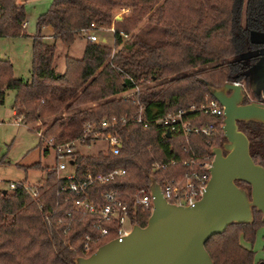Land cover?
Instances as JSON below:
<instances>
[{"label":"trees","instance_id":"trees-1","mask_svg":"<svg viewBox=\"0 0 264 264\" xmlns=\"http://www.w3.org/2000/svg\"><path fill=\"white\" fill-rule=\"evenodd\" d=\"M24 21L21 3L0 0V37L26 35ZM43 26L51 28L48 39L40 33ZM34 27L27 80L15 78L9 60L0 59V103L6 90L14 91V118L40 133V148L49 138L54 145L80 138L85 124L98 130L99 120H114L102 131L117 135L115 154L105 147L89 153L78 145L68 160L75 180L86 172L114 168L123 174L93 182L76 196L62 190L66 181L57 175L56 156L50 166L39 162L24 166L41 170L43 176L33 184L34 199L20 185L0 190V264H74L75 257H86L111 239L117 225L115 220L103 222L107 232L99 234L93 226L97 214L75 209V198L102 205L101 192L112 189L127 204V222L143 225L151 206L134 204L135 192L148 190L151 182L162 186L194 172L208 174L210 150L225 140L222 116L196 109L214 99L212 90L223 83L246 84L249 70L263 59L264 0H50ZM109 27L112 45L84 37L91 28ZM252 33L262 38L252 39ZM77 38L84 40L80 57L64 55L63 68L57 71V44L68 48ZM247 102L245 95L242 103ZM190 105L195 110L188 112ZM178 110L186 111L183 119L190 125L213 123V133L184 135L129 120L137 114L156 119ZM120 117L125 118L123 123ZM236 124L248 140L252 161L264 169L263 124L251 120ZM86 142L98 140L88 135ZM235 183L248 188L244 182ZM251 214L250 222L229 223L204 241L212 264H254L253 251L241 240L251 243L264 222L254 207Z\"/></svg>","mask_w":264,"mask_h":264},{"label":"water","instance_id":"water-1","mask_svg":"<svg viewBox=\"0 0 264 264\" xmlns=\"http://www.w3.org/2000/svg\"><path fill=\"white\" fill-rule=\"evenodd\" d=\"M120 17L115 16L118 20ZM253 69L260 77L264 70ZM222 107L220 130L224 142L212 147L208 179L192 205L167 203L157 184L151 182V209L143 225L132 223L121 239L111 238L74 264H212L204 241L232 222H250L251 209L264 222V169L248 153V140L237 121H256L264 126V105L249 101L242 85L225 82L212 90ZM244 182L248 188L237 185Z\"/></svg>","mask_w":264,"mask_h":264},{"label":"built area","instance_id":"built-area-1","mask_svg":"<svg viewBox=\"0 0 264 264\" xmlns=\"http://www.w3.org/2000/svg\"><path fill=\"white\" fill-rule=\"evenodd\" d=\"M91 27H93L92 24ZM107 29L108 31L112 32V27H109ZM94 31L95 29L93 28L87 31L84 35L85 39L91 42H97V36L95 35ZM194 110L195 108L192 105H190L187 109L188 112ZM196 110L213 116H222V107L215 99L206 100L203 104L199 105ZM185 113L186 111L178 110L174 113H168L156 119H143L140 114H137L130 117L129 120L140 124L142 127L153 125L155 128L163 129L166 132H174L180 130L184 135L198 134L209 136L213 133V123H208L200 126L190 125L188 121H184L183 119V115H185ZM14 119L19 121L18 117ZM119 121L123 123L125 121V118L120 117ZM114 123V120L110 121L107 118H103L97 123L98 130H93L92 125L85 124L83 127V133L80 138L74 139L64 144L54 145L50 138L43 141L42 147L51 146L56 153L57 175L58 177L63 178L66 181L65 187L62 188L63 191L72 192L74 195L79 196V194L83 193L86 187H88L91 183L108 182L113 179L114 176L123 174L122 169L114 168L105 173L91 174L89 172H86L84 178L75 180L72 164L71 171L65 173L64 175L59 174V171L65 170L66 167L62 161H58V158L61 156L68 157V154L71 153L78 145L89 146L91 143L86 142V138L88 137V135H91L93 139H96L98 141H104L106 143L105 148L108 149L111 153L115 154L118 151L119 146V139L117 135L114 131H102V129L104 128L112 127ZM39 135L40 133L36 132V136ZM169 163L172 164L173 161H170ZM182 164L185 165L186 161H183ZM153 166L162 167L163 164L154 163ZM198 166H203V163H199ZM208 166H206V171ZM207 179L208 174L202 175L194 172L189 175L183 176L172 184L164 183L162 186H159V188L162 197L167 203L173 205H192L200 197L201 191L205 186ZM16 185H20L31 198L34 199L37 197V191L33 187V185L21 183L19 181H11L7 184L8 189H12ZM67 197L68 195H66V198ZM101 197L105 201L102 205H95L87 197H77L72 202L73 207L82 212H95L97 214V219L93 223V226L98 230L99 234H104L107 232V227L102 224L103 222H110L112 220H115L117 225L115 227V235L112 238L121 239V237L129 231V228L132 224L127 222V204L123 200L119 199L117 193L112 189L102 191ZM133 203L143 206H151L152 202L149 189L146 191L140 190L135 192L133 195Z\"/></svg>","mask_w":264,"mask_h":264},{"label":"rangeland","instance_id":"rangeland-1","mask_svg":"<svg viewBox=\"0 0 264 264\" xmlns=\"http://www.w3.org/2000/svg\"><path fill=\"white\" fill-rule=\"evenodd\" d=\"M43 1V0H42ZM42 1H25L24 11L26 13V22L24 25V36L0 37V59H9L11 62L12 74L15 78L24 80L29 77V68L31 60L30 38L34 30L35 18L34 7L41 5ZM45 1V0H44ZM45 4V3H44ZM46 7L49 2L46 1ZM43 6V2H42ZM36 9V8H35ZM43 9V11L45 10ZM120 9L115 16L120 17ZM97 36V42L106 45H112V34L107 28H100L94 31ZM251 38L260 40L258 36ZM83 39L77 38L68 47H62L57 44L56 70L61 71L64 55L80 57L82 53ZM264 62V57L259 64ZM242 88L248 101H254L251 92L257 93L260 100H264V76L260 77L254 69H250L247 75L246 84ZM14 98L13 90L4 92L3 101L0 103V190H8V182L24 181L26 184H35L42 176L43 172L38 169L27 168L32 163L39 162L40 166H50L55 163L56 153L51 146H47V152L44 153V147L40 148L36 133L29 130L28 126L15 120L12 115V104ZM106 143L98 141L89 146H82L85 152H94L97 149L104 148ZM58 161L65 164V170L59 171L60 175L72 170L67 156H61ZM245 187V186H244ZM247 188V187H245ZM264 226H259L255 230L254 238L251 243L241 240L253 251V263L264 264V250L262 249Z\"/></svg>","mask_w":264,"mask_h":264},{"label":"crops","instance_id":"crops-1","mask_svg":"<svg viewBox=\"0 0 264 264\" xmlns=\"http://www.w3.org/2000/svg\"><path fill=\"white\" fill-rule=\"evenodd\" d=\"M25 1H42V0H17V2H19V3H21L23 6H24V3H25ZM46 1H48V2H50V0H43L42 2H43V6H42V2H41V5H39V6H37L36 5V7H34V13H33V15H34V17H36L38 14H40L41 12H43V9H45V7L47 6L46 5ZM45 3V4H44ZM36 8V9H35ZM25 18H26V13H25ZM25 22H26V20L24 21V24H23V29H24V25H25ZM40 33H41V35L45 38V39H48L49 38V36H50V34H51V28L49 27V26H43L42 28H41V30H40ZM252 36H253V33H252ZM256 36H258L259 37V39H261L262 37H261V35L260 34H258V33H255L254 34V37H256ZM256 40H258V39H256ZM8 59V58H7ZM9 60V59H8ZM10 64H11V62H10ZM12 65V64H11ZM259 69H263L264 70V64L263 65H261V66H259L258 67ZM257 73H258V70H257ZM28 78H26V79H24V80H27ZM259 103H261V104H263L264 105V100H261ZM14 114V110H13V108H12V115ZM13 117H14V115H13ZM47 151V150H46ZM15 182V181H14ZM20 182V181H19ZM244 244V243H243Z\"/></svg>","mask_w":264,"mask_h":264},{"label":"flooded vegetation","instance_id":"flooded-vegetation-1","mask_svg":"<svg viewBox=\"0 0 264 264\" xmlns=\"http://www.w3.org/2000/svg\"><path fill=\"white\" fill-rule=\"evenodd\" d=\"M256 65H257V64H256ZM256 65H255V66H256ZM251 69H253V67H252ZM254 101H256V102H260L261 100H256V99H254Z\"/></svg>","mask_w":264,"mask_h":264}]
</instances>
